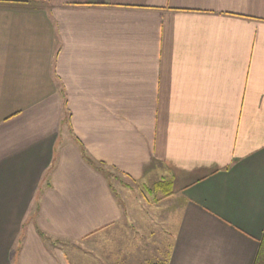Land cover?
Segmentation results:
<instances>
[{
  "label": "crops",
  "instance_id": "1",
  "mask_svg": "<svg viewBox=\"0 0 264 264\" xmlns=\"http://www.w3.org/2000/svg\"><path fill=\"white\" fill-rule=\"evenodd\" d=\"M263 233L264 0H0V264H254Z\"/></svg>",
  "mask_w": 264,
  "mask_h": 264
},
{
  "label": "rangeland",
  "instance_id": "2",
  "mask_svg": "<svg viewBox=\"0 0 264 264\" xmlns=\"http://www.w3.org/2000/svg\"><path fill=\"white\" fill-rule=\"evenodd\" d=\"M110 173V184L113 185L114 189V194L116 195L118 201H124V205H123V208L126 207V205L128 204L126 212L128 213V215H132V212H134V209L136 207V210L135 211H139V209H145V211L149 214V211L152 210L153 208V205L152 207L150 206L151 204H148V202L146 201V204L145 202L143 201L142 197L140 196L141 192H140V184L138 183H133L127 179H124L123 177L121 176H118L115 172ZM142 191L145 193V190H143L142 188ZM128 194H131L130 196H128ZM147 195V194H145ZM132 196V197H131ZM137 199V201H136ZM137 204H140V205H137ZM141 214V213H139ZM138 215V214H137ZM55 246H60V247H64L66 246V244L62 243V242H59V241H56L54 243ZM71 245L68 244L67 247H68V252H72V253H77L78 250L80 249H77L76 247L74 246H71V248H69ZM87 246L88 248H91L89 245H85ZM81 248V252L85 251V253H89L88 250L90 249H86L81 246H79ZM75 248V249H74ZM77 250V251H75ZM93 250V249H92ZM90 254V253H89ZM79 255V254H78ZM93 258H94V254H92ZM78 257V256H76ZM100 258H102L100 255H99ZM103 260V259H101ZM85 264H97L96 261L94 259H90L89 257L87 258L86 260V263Z\"/></svg>",
  "mask_w": 264,
  "mask_h": 264
},
{
  "label": "trees",
  "instance_id": "3",
  "mask_svg": "<svg viewBox=\"0 0 264 264\" xmlns=\"http://www.w3.org/2000/svg\"><path fill=\"white\" fill-rule=\"evenodd\" d=\"M89 160V159H88ZM89 162L98 170L100 171L102 174H104V176L106 178H108L109 180V175H110V170L104 165V164H100V163H95L93 161H90ZM40 234L42 235L43 239L44 240H47V236H45L42 232H40ZM159 264H164V263H159ZM254 264H264V233H263V236H262V239L260 241V245H259V249H258V253H257V256H256V259H255V262Z\"/></svg>",
  "mask_w": 264,
  "mask_h": 264
}]
</instances>
